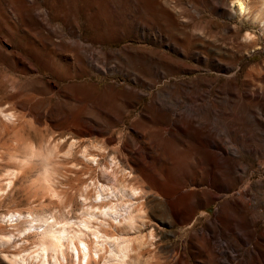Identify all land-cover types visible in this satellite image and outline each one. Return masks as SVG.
I'll list each match as a JSON object with an SVG mask.
<instances>
[{
	"label": "rangeland",
	"instance_id": "374dc122",
	"mask_svg": "<svg viewBox=\"0 0 264 264\" xmlns=\"http://www.w3.org/2000/svg\"><path fill=\"white\" fill-rule=\"evenodd\" d=\"M243 1L0 0V264L38 240L11 214L76 215L103 165L137 190L132 264H264V0Z\"/></svg>",
	"mask_w": 264,
	"mask_h": 264
},
{
	"label": "bare ground",
	"instance_id": "6f19581e",
	"mask_svg": "<svg viewBox=\"0 0 264 264\" xmlns=\"http://www.w3.org/2000/svg\"><path fill=\"white\" fill-rule=\"evenodd\" d=\"M236 5L239 12L245 11L246 5L243 0H236ZM261 21L264 24V19ZM73 144L69 145L70 149L68 148L71 152ZM34 154H36L34 148L27 149L26 159ZM80 155L85 161H83L84 164L89 165L92 160L97 162V154L90 152L87 148ZM72 164L71 166L74 167L78 163L73 162ZM122 177L112 173L107 165H103L99 177L92 182L96 185V193L92 194L87 187L85 191L80 192L81 199L79 200L83 207L78 212L79 217L78 213L61 217L63 220L55 215L33 216L30 213L29 216L32 217L29 218L22 213L11 214L12 219L16 217L14 219L17 221H26L28 228H35L34 231L38 237L36 249L28 252L26 257L22 254L21 256L16 254L8 256L12 264H27L28 261H34L36 264H49V258L53 259L54 264H88L92 258L100 259L101 256L106 264H132L129 261L131 234L136 231L137 225L135 224L139 213L133 200L137 190L130 187ZM69 207L71 212L76 211L73 203H69ZM50 217L52 220L49 219ZM96 221L100 222L98 226H95ZM108 226H111L109 228L115 227L117 233L109 234ZM136 236L138 242L141 239L143 241L140 234ZM10 239L11 236L0 234V247L4 248L11 241Z\"/></svg>",
	"mask_w": 264,
	"mask_h": 264
}]
</instances>
